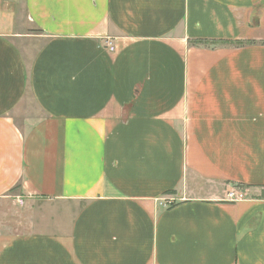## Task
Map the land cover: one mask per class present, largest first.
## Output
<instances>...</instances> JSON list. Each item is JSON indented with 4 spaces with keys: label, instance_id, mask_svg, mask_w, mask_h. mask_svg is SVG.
I'll return each instance as SVG.
<instances>
[{
    "label": "crops",
    "instance_id": "0c3cea01",
    "mask_svg": "<svg viewBox=\"0 0 264 264\" xmlns=\"http://www.w3.org/2000/svg\"><path fill=\"white\" fill-rule=\"evenodd\" d=\"M0 264H264V0H0Z\"/></svg>",
    "mask_w": 264,
    "mask_h": 264
},
{
    "label": "trees",
    "instance_id": "16d2710c",
    "mask_svg": "<svg viewBox=\"0 0 264 264\" xmlns=\"http://www.w3.org/2000/svg\"><path fill=\"white\" fill-rule=\"evenodd\" d=\"M207 43H215V42H208V41H204V40H196V41H190L189 42V44L190 45H203V44H207ZM219 43H223V44H229L230 42H224V41H221V42H219ZM175 194V192L174 191H169V192H167L166 193V195H174ZM168 209H170V208H172V207H174V206H176V204H173V203H168Z\"/></svg>",
    "mask_w": 264,
    "mask_h": 264
},
{
    "label": "rangeland",
    "instance_id": "374dc122",
    "mask_svg": "<svg viewBox=\"0 0 264 264\" xmlns=\"http://www.w3.org/2000/svg\"><path fill=\"white\" fill-rule=\"evenodd\" d=\"M35 32V31H34ZM221 188H224V189H226L225 191H226V195H229L230 194V192H237L238 190H239V188L237 187V186H235V185H230V184H222L221 185ZM236 194V193H235Z\"/></svg>",
    "mask_w": 264,
    "mask_h": 264
},
{
    "label": "built area",
    "instance_id": "2783aa9c",
    "mask_svg": "<svg viewBox=\"0 0 264 264\" xmlns=\"http://www.w3.org/2000/svg\"><path fill=\"white\" fill-rule=\"evenodd\" d=\"M107 47L110 51H113L114 48L112 47V44L111 43H107ZM230 198L234 199V193L233 192H230V194L228 195ZM236 198V197H235Z\"/></svg>",
    "mask_w": 264,
    "mask_h": 264
}]
</instances>
